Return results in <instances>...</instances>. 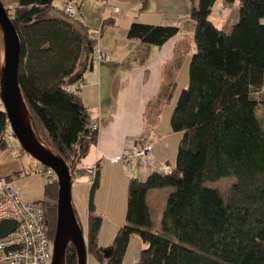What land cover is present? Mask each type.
Listing matches in <instances>:
<instances>
[{
	"label": "trees",
	"instance_id": "trees-1",
	"mask_svg": "<svg viewBox=\"0 0 264 264\" xmlns=\"http://www.w3.org/2000/svg\"><path fill=\"white\" fill-rule=\"evenodd\" d=\"M54 1L14 0V8L4 5L21 40L18 76L33 128L71 166L74 178L97 143L99 130L92 127L79 91L71 87L83 82L97 40L77 17H44L55 8ZM217 1L199 0L190 11L196 51L188 86L171 115L172 129L182 134L176 165L167 173L154 171L145 180L130 178L126 223L107 258L99 244L103 219L94 202L100 187L98 165L88 207L87 250L102 264H123L134 235L145 245L136 264H264V128L255 98L264 86V0H225L227 5L240 4L230 32L210 19ZM179 31L177 25L134 22L127 35L162 46ZM8 126L7 113L0 110V151L10 148L4 139ZM230 176L236 182L227 199L206 185ZM164 188L171 191L162 228L156 232L147 195ZM57 200V181L46 182L40 203L52 240ZM66 264H78L72 243Z\"/></svg>",
	"mask_w": 264,
	"mask_h": 264
},
{
	"label": "crops",
	"instance_id": "crops-1",
	"mask_svg": "<svg viewBox=\"0 0 264 264\" xmlns=\"http://www.w3.org/2000/svg\"><path fill=\"white\" fill-rule=\"evenodd\" d=\"M63 1L65 3V0ZM110 1L112 6L116 5L120 8V12H115L118 17L109 15L112 7L105 9L98 0H82L78 13L80 16L78 19L91 32L101 30L99 45L107 52L106 61L99 64L95 59L90 61L83 73V87L79 90L84 105L90 111L91 121L100 114L102 122L97 143L90 148L88 155L84 158L86 159L92 152L90 159L81 162V169L77 174L86 175L83 171L84 167L97 164L100 167V185L103 179L102 174L107 172L106 169H118L112 167L117 162L113 163L111 159L129 151L135 142L152 144L153 150L147 158H136L131 162H137L136 168L132 170L133 173L125 168V171L133 174L132 177L145 180L150 173L158 172L159 166L163 164L165 160L163 145L166 138L160 132L159 111L161 103L166 98L161 102L160 97L165 95L168 100L171 99L177 84L181 59L190 56L192 51L194 53L196 51L194 39L196 24L189 15L192 8L199 2V0ZM218 3L219 0L216 3L217 10L229 8L225 0ZM13 5H15L14 0ZM134 22L177 25L180 31L162 46L147 45L138 39L128 38V30ZM218 27L229 32L224 25ZM71 88L76 89L77 84ZM0 110L4 111L1 98ZM169 133L168 131L166 135ZM6 151H0V161L8 169L11 168L15 174L21 176L25 170L32 169L34 166L29 154H20L18 158H15L11 151L10 153ZM104 160L111 167H103L101 163ZM1 176H11V174H0ZM27 176L42 179L37 174ZM44 187L45 184L39 186L37 183L27 192H22V195L26 200L41 201L44 198ZM170 191V188L156 189L149 191L147 195L153 230L156 232L162 228L163 213ZM125 202L124 197L122 205L109 211L100 210L97 214L101 215L102 219L115 216L119 220L125 217L126 220ZM98 208L96 207V211ZM102 230L103 225L100 235ZM135 241L139 243L138 240Z\"/></svg>",
	"mask_w": 264,
	"mask_h": 264
},
{
	"label": "rangeland",
	"instance_id": "rangeland-1",
	"mask_svg": "<svg viewBox=\"0 0 264 264\" xmlns=\"http://www.w3.org/2000/svg\"><path fill=\"white\" fill-rule=\"evenodd\" d=\"M2 1L6 6H10V4H13V0H2ZM220 2H222V0H219L218 4H220ZM54 4L57 8H53L47 11L46 13H44L43 14L44 17H54L53 16L54 14L58 17H62V16L68 17L66 14H64V12H62V10H64L65 8V3L63 0H55ZM217 6L218 5L216 4L212 14L210 15V19L218 26L224 25V27L230 32L232 26L239 19L240 4L238 1H236L233 4L229 5V8H222L220 10H217L216 8ZM109 15L113 17H118V15L115 13L114 7L112 8V10L109 11ZM78 17L80 18V16L77 15V18ZM193 53L194 52L192 51L190 56H186L184 59H181L179 72H178L179 74L176 79L177 84L175 89H173L171 99L168 100L167 96L165 95H161L160 97L161 102L166 98V100L163 101V103H161L160 106L161 109L159 111V119L161 121L160 132L165 135L166 141L164 142L163 145L165 160L163 164L159 166L160 167L159 170H157L159 173H167L171 171V169L176 165L178 146L182 134L180 132H175L172 129L171 115L173 113L177 99L179 98L181 92L183 91V89H185L188 86L189 66ZM255 98L259 101V104L256 107V115L264 128V104L261 102V100L264 98V86L260 91H258L255 94ZM168 131L170 133L166 135ZM17 143H18L17 140H13L12 145L14 146L15 149H17V146L19 145V143L18 144ZM18 147L20 151V146ZM10 151L11 150L9 148V150L7 149L6 152L10 153ZM91 153L86 159L83 160V162H86L90 159ZM20 154L24 155L27 153L26 152L23 153L20 151ZM30 158L33 164H38L42 170L44 169V165L39 163L33 157L30 156ZM166 161H168L169 163H167ZM136 163L137 162L128 163L126 161H118L116 164L112 165L113 168H118V169L108 168L111 167V165H109V163L106 162L105 160L101 163L103 167L108 169H106L107 172L106 171L103 172L102 174L103 179H101V185L99 189L96 191L94 196V202L96 204V207L98 208L99 206V208L97 209V213L100 210L105 211L104 209H106V211H109L110 209L117 208V206L123 204L124 197L126 199L125 203L127 208L128 181L129 178L132 177L133 175L132 170L133 168L134 169L136 168L135 167ZM125 168L126 170L128 168V170L132 171V173L131 172L128 173L127 171H125ZM32 170H34V167H32ZM0 174L1 175L11 174V179L12 181H14L15 186L23 193L27 192V190H29L33 185L37 183L40 186L47 182V179L45 177H42L41 179L39 177L27 176L26 173L21 174V176H19L15 174L13 170H11V168L8 169L6 166H4L1 161H0ZM85 174L86 175L75 174L73 178L74 184L72 188V198H73L74 208L77 211V216L79 218L80 225L82 226L84 235L87 239L88 207L90 201L92 179L86 172ZM235 182H236L235 177L230 176V177H224L217 181L206 182V185L208 187L218 189L227 199ZM125 223H126L125 217L122 220H119L118 217L116 218L115 216L107 217L105 219L103 218V223H102L103 230L101 232L100 241H99L100 247H102L103 249H109V247L113 245L118 230ZM157 232H160V230H158ZM135 240H138L139 243H136ZM144 247L145 245L143 244L141 238L138 235H134L127 256L125 258L124 264H136L139 260L141 249H143ZM87 264H102V263L95 255L88 254Z\"/></svg>",
	"mask_w": 264,
	"mask_h": 264
},
{
	"label": "water",
	"instance_id": "water-1",
	"mask_svg": "<svg viewBox=\"0 0 264 264\" xmlns=\"http://www.w3.org/2000/svg\"><path fill=\"white\" fill-rule=\"evenodd\" d=\"M20 52V37L4 2L0 0V98L4 111L20 147L39 163L53 169L57 176V221L52 264H66V251L70 243L77 250L78 264H87V239L73 205L71 166L48 147L33 128L31 114L19 83ZM15 227L14 221H3L0 233L6 235ZM103 253L107 258L110 250L103 249Z\"/></svg>",
	"mask_w": 264,
	"mask_h": 264
},
{
	"label": "built area",
	"instance_id": "built-area-1",
	"mask_svg": "<svg viewBox=\"0 0 264 264\" xmlns=\"http://www.w3.org/2000/svg\"><path fill=\"white\" fill-rule=\"evenodd\" d=\"M81 1H65L64 12L69 18L77 17ZM98 3L105 9L114 7L115 12H120V8L112 6L110 0H98ZM14 6L12 5L11 8ZM100 37L101 30L94 32V38L97 40L94 59L97 63L107 60V52L99 45ZM82 87L83 83H79L76 90L79 91ZM101 122L102 118L99 114L91 121V125L94 129L99 130ZM4 139L10 143V150L14 157L18 158L20 156L18 146L20 145L17 146V149L12 145L13 140L17 139L10 124ZM152 150V144L135 142L129 151L112 158L111 161L113 163L118 161L131 163L136 158H147L151 155ZM33 167L34 170L27 169L23 173L45 177L49 183L57 181L53 169L46 167L42 170L38 164H34ZM84 170L93 180L97 174L98 165H87ZM3 221H14L16 227L6 235L0 233V264H52L53 240L46 228L44 208L40 201L26 200L22 192L15 186L14 181L7 176L0 177V225Z\"/></svg>",
	"mask_w": 264,
	"mask_h": 264
},
{
	"label": "bare ground",
	"instance_id": "bare-ground-1",
	"mask_svg": "<svg viewBox=\"0 0 264 264\" xmlns=\"http://www.w3.org/2000/svg\"><path fill=\"white\" fill-rule=\"evenodd\" d=\"M2 56H3V54H2Z\"/></svg>",
	"mask_w": 264,
	"mask_h": 264
}]
</instances>
